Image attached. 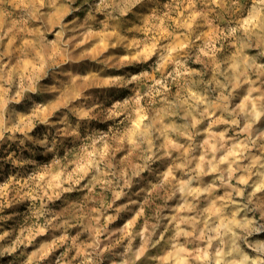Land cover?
Here are the masks:
<instances>
[{
	"label": "rangeland",
	"instance_id": "obj_1",
	"mask_svg": "<svg viewBox=\"0 0 264 264\" xmlns=\"http://www.w3.org/2000/svg\"><path fill=\"white\" fill-rule=\"evenodd\" d=\"M0 264H264V0H0Z\"/></svg>",
	"mask_w": 264,
	"mask_h": 264
}]
</instances>
